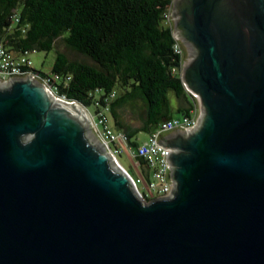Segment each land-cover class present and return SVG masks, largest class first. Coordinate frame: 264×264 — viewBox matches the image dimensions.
I'll list each match as a JSON object with an SVG mask.
<instances>
[{
	"label": "water",
	"instance_id": "1",
	"mask_svg": "<svg viewBox=\"0 0 264 264\" xmlns=\"http://www.w3.org/2000/svg\"><path fill=\"white\" fill-rule=\"evenodd\" d=\"M173 3L200 119L161 140L172 194L145 203L81 103L0 83V264H264V0Z\"/></svg>",
	"mask_w": 264,
	"mask_h": 264
},
{
	"label": "trees",
	"instance_id": "2",
	"mask_svg": "<svg viewBox=\"0 0 264 264\" xmlns=\"http://www.w3.org/2000/svg\"><path fill=\"white\" fill-rule=\"evenodd\" d=\"M173 0H0V42L9 50L50 51L58 38L79 54L90 57L86 63L56 50L51 74L57 92L96 111L109 102L119 131L123 124L118 109L140 99L146 105L142 130L151 132L172 117L169 93L179 104L182 98L193 99L189 108L177 109L188 115L196 99L187 91L180 68L184 53L173 49L172 20L165 13ZM175 68V70H174ZM70 77V79H68ZM131 149L136 129H125ZM145 174L148 165L136 157Z\"/></svg>",
	"mask_w": 264,
	"mask_h": 264
},
{
	"label": "built area",
	"instance_id": "3",
	"mask_svg": "<svg viewBox=\"0 0 264 264\" xmlns=\"http://www.w3.org/2000/svg\"><path fill=\"white\" fill-rule=\"evenodd\" d=\"M168 21L172 20V9L165 13ZM174 34V33H173ZM175 41L173 49L176 53L183 54V46L180 40L174 35ZM34 51H24L16 53L9 50L2 42H0V81L7 83L16 77L31 76L33 79L43 83L48 90L58 99L65 102H78L70 100L64 94L57 92V86L54 81L59 80L58 75L43 78L39 72L33 68V62L30 54ZM184 64L182 61L181 68ZM181 68L179 71H181ZM175 70V68H174ZM70 79V77H68ZM54 80V81H53ZM115 97L112 93L111 97L106 98L108 102L96 111L97 120L92 116L90 128L95 138H97L106 151L120 163L117 154L124 151L132 160L134 167L137 170V178L126 170L130 176L136 191L145 203L156 198L168 197L174 190V181L172 178V170L170 163V154L172 149L161 144L163 137L175 131H191L197 127L200 119V107L198 103L190 109L188 115L181 117H171L162 120L156 128L150 132L149 139L138 145L136 149H131L128 142V137L123 131H114L109 125L108 113L110 111L109 102ZM136 157H141L147 162L148 172L145 174Z\"/></svg>",
	"mask_w": 264,
	"mask_h": 264
},
{
	"label": "rangeland",
	"instance_id": "4",
	"mask_svg": "<svg viewBox=\"0 0 264 264\" xmlns=\"http://www.w3.org/2000/svg\"><path fill=\"white\" fill-rule=\"evenodd\" d=\"M55 49L66 53L70 59H77L86 63L95 64V62L90 57L84 56L70 49L65 44L62 38H58L56 40ZM55 49H52L50 51L39 50L32 52L30 54V58L33 62V68L35 70L51 74V69L56 58ZM0 83L5 84L2 81H0ZM169 100L171 106L174 107V105L176 104V99L172 92L169 93ZM84 107L88 112L90 111L92 116L97 120L95 106L92 105V106H88V107L84 106ZM173 112H174V117L183 116V114L179 112L177 109H174ZM118 114H119V120L124 127L121 130L126 131L125 130L126 128L128 130L129 129L139 130V131H134V133L132 134V140L137 143V146L142 144L147 139H149L150 132L141 129L144 126V120L146 118V105L142 100L137 99L125 104L123 107L118 109ZM108 119L111 128L116 132L119 131V129L115 125V119L111 112L108 113ZM117 157L120 163L123 165V167L126 168L129 171V173H131L135 178H137L138 176L137 170L134 167L132 160L128 157V155L124 151H122L117 154Z\"/></svg>",
	"mask_w": 264,
	"mask_h": 264
},
{
	"label": "flooded vegetation",
	"instance_id": "5",
	"mask_svg": "<svg viewBox=\"0 0 264 264\" xmlns=\"http://www.w3.org/2000/svg\"><path fill=\"white\" fill-rule=\"evenodd\" d=\"M173 4H172V7H173ZM172 26H173V32H174L175 28H176V18L174 16H172ZM179 40L183 46V53H184V57H185L184 62L187 63L188 55H189V46L186 44L185 40L182 37H179ZM182 68H183V66H182ZM182 68H181V70H182ZM196 102L198 103L197 100H196Z\"/></svg>",
	"mask_w": 264,
	"mask_h": 264
},
{
	"label": "crops",
	"instance_id": "6",
	"mask_svg": "<svg viewBox=\"0 0 264 264\" xmlns=\"http://www.w3.org/2000/svg\"><path fill=\"white\" fill-rule=\"evenodd\" d=\"M179 102L180 103L178 104L177 101H176V104L174 105V109L189 108L190 104L193 103V99L188 96L187 98H182ZM172 116H174V112H172Z\"/></svg>",
	"mask_w": 264,
	"mask_h": 264
},
{
	"label": "bare ground",
	"instance_id": "7",
	"mask_svg": "<svg viewBox=\"0 0 264 264\" xmlns=\"http://www.w3.org/2000/svg\"><path fill=\"white\" fill-rule=\"evenodd\" d=\"M80 110H81V112H86L87 114L89 113L85 109H83L82 107H80ZM72 112H74V114H75V113H77V110L76 109H72Z\"/></svg>",
	"mask_w": 264,
	"mask_h": 264
}]
</instances>
